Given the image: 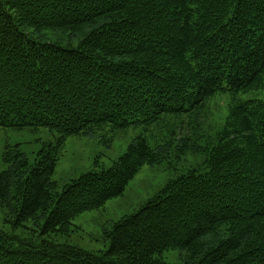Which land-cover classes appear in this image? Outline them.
I'll use <instances>...</instances> for the list:
<instances>
[{
	"label": "trees",
	"instance_id": "1",
	"mask_svg": "<svg viewBox=\"0 0 264 264\" xmlns=\"http://www.w3.org/2000/svg\"><path fill=\"white\" fill-rule=\"evenodd\" d=\"M264 0H0V128L48 129L33 160L6 146L0 264H264ZM231 94L207 150V171L170 180L136 213L105 230L109 248L56 240L73 219L122 196L145 165L190 139L151 145L165 117L205 110ZM143 126L109 168L59 190L54 174L68 138ZM31 224V225H28ZM23 234H17L18 229Z\"/></svg>",
	"mask_w": 264,
	"mask_h": 264
},
{
	"label": "rangeland",
	"instance_id": "2",
	"mask_svg": "<svg viewBox=\"0 0 264 264\" xmlns=\"http://www.w3.org/2000/svg\"><path fill=\"white\" fill-rule=\"evenodd\" d=\"M231 94L220 92L213 96L200 115L182 113L179 117L168 116L153 124L146 135L155 145L165 140L178 142L190 139L192 148L185 151L175 150L167 161L156 165H145L129 183L122 196L109 200L100 209L85 211L72 221L69 236H59L61 243L77 245L89 251L101 252L109 248L105 230L124 216L136 213L151 200L166 184L186 173L189 169L207 171V150L217 142L218 135L225 127L229 115ZM241 101H264V89L238 95ZM143 126L111 130L107 126L94 138L72 136L68 138L54 174L59 190L72 179L83 173L109 168L122 156L131 141L145 134ZM54 141V135L46 128L38 131L30 129L15 130L0 128V174L6 170L4 153L8 144H20V148L33 160L42 144ZM6 211L0 205V229L13 233L10 224L5 223ZM31 225V224H28ZM20 228L17 234H23ZM179 249L166 250L158 257L174 264H183Z\"/></svg>",
	"mask_w": 264,
	"mask_h": 264
}]
</instances>
